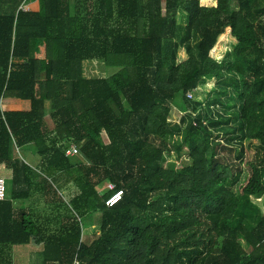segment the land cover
Here are the masks:
<instances>
[{
	"label": "trees",
	"instance_id": "16d2710c",
	"mask_svg": "<svg viewBox=\"0 0 264 264\" xmlns=\"http://www.w3.org/2000/svg\"><path fill=\"white\" fill-rule=\"evenodd\" d=\"M38 2L0 12V100L30 102L0 103V264L29 241L56 264H264V0ZM86 60L114 70L85 77ZM209 88L204 106L188 96ZM245 140H258L251 159ZM27 144L35 166L15 155ZM170 150L180 162L166 166ZM104 182L122 191L110 207ZM35 191L66 210L57 227L15 212ZM94 213L100 232L81 241Z\"/></svg>",
	"mask_w": 264,
	"mask_h": 264
},
{
	"label": "rangeland",
	"instance_id": "374dc122",
	"mask_svg": "<svg viewBox=\"0 0 264 264\" xmlns=\"http://www.w3.org/2000/svg\"><path fill=\"white\" fill-rule=\"evenodd\" d=\"M28 0H16L15 2L12 0H0V12L1 13H7V12H13L16 7L18 6V8H20L21 6L24 7V4L27 2ZM200 4H205L207 6L211 5L212 3H210V0L208 2V0H199ZM177 20L178 22H183V20L181 19L180 15L177 16ZM228 40L226 41V50L223 52L221 58H223V56H225L226 53L230 52L235 44V40L233 37H231L230 32L227 35ZM218 41V39H217ZM216 41V43H217ZM215 43V45H216ZM214 45V46H215ZM210 56L212 58H215L211 51H210ZM216 59V58H215ZM219 60V59H216ZM220 61V60H219ZM84 66H83V74L85 77H100V76H108L109 74H111L114 70L113 69H109L110 67H107L103 64L102 61L100 60H87L84 61ZM215 81L213 82L212 87L214 86ZM211 87V88H212ZM208 91L205 92L204 97L202 98V92L201 91H196L193 92L190 96V98L195 99V100H200L202 103V106H204L206 98H207V94L210 91V89ZM227 91H229V93L232 91L231 88H227ZM225 101V99H223ZM235 98L233 97L232 99H229V102L231 105H233L235 103ZM7 101H5L4 98H1L0 103L6 104ZM46 110H49V102H46L45 104ZM216 109H220L218 107H214L212 110V114H210V116L213 119H217L219 118V116L215 113ZM183 114V111L181 110V108L177 105H171L170 106V111L168 114V118L172 121V122H177L180 118V116ZM47 122L49 124V126H51V121L49 120V118L47 117ZM213 134H216V132H214ZM234 147L238 148V143H234ZM258 144V140H245L243 141V148H244V156L248 159H251L253 157L254 154V149L255 146ZM15 155L17 156L16 153V148L14 149ZM235 152H224L223 154L225 155L224 159L227 160H232L234 161V154ZM182 159H186V156L183 155ZM180 161L176 160V155H175V151L170 150L168 152L164 153V162L163 164L168 166L171 163H176L178 164ZM240 168V174L238 176V182H241L246 174V170L244 167V164H241ZM237 170V169H236ZM108 183L109 182H104L103 184H101L100 190L101 192H104L105 190H108ZM255 202L258 204V206L260 207V210L262 213H264V194H262L260 197H257L254 199ZM90 218H87L89 220H84L82 219L81 224H84V227L86 228L84 231V234L81 236V241H86V240H92L95 236H97L100 232V228H99V223H100V214L99 213H94V214H90ZM91 224V226H90ZM240 244L243 246L244 249L248 250V247L246 246V244L244 243V241H242L241 239L239 240Z\"/></svg>",
	"mask_w": 264,
	"mask_h": 264
},
{
	"label": "crops",
	"instance_id": "0c3cea01",
	"mask_svg": "<svg viewBox=\"0 0 264 264\" xmlns=\"http://www.w3.org/2000/svg\"><path fill=\"white\" fill-rule=\"evenodd\" d=\"M212 2L213 0H210V3ZM22 9L28 11H37L39 9V2L38 0H28L24 4V7ZM84 63L85 62H83V66ZM4 99L5 101H7L6 104L17 105L21 110L24 111L28 110L30 107V102L29 100L26 99H19L15 97H5ZM47 117L48 116L46 115V118ZM16 153L17 156L22 158L24 162H26L31 166H35L39 161V157L36 154H34L32 151L31 144H27L16 148ZM6 176L9 177L10 173L8 172ZM57 191L59 195L61 191L60 190ZM12 203H13V208L17 213V215H24L25 217L38 219V221L44 220L46 217L51 219L49 221L44 220L45 223H47L48 225L47 228L49 229H53L59 225L58 223L59 214L65 215V213H67L66 210L63 208V206L60 207L57 206L54 207L53 205L47 206L43 202L41 193L37 191L31 192L30 195H28V197L14 199ZM54 215H56V219L52 218ZM90 216H91L90 214H87L80 218L81 236L84 234V231L86 229L84 227V224L83 225L81 224V221L82 219L89 220L87 218H90ZM45 251L46 250L43 242L36 243L33 241H29L28 243H24V244H14L11 247L12 264H43L44 262H46L47 264H56L54 261L50 259V257L52 256L50 255V252L48 251L46 253Z\"/></svg>",
	"mask_w": 264,
	"mask_h": 264
},
{
	"label": "built area",
	"instance_id": "2783aa9c",
	"mask_svg": "<svg viewBox=\"0 0 264 264\" xmlns=\"http://www.w3.org/2000/svg\"><path fill=\"white\" fill-rule=\"evenodd\" d=\"M20 8H23L21 6ZM188 96H191V92L188 93ZM78 153V149L76 145L71 144L66 150H65V156H73ZM108 190L111 191V194L105 199V205L110 207L116 204L122 196L121 190H114V186L111 183H108ZM5 198V181L4 178L0 176V200H3Z\"/></svg>",
	"mask_w": 264,
	"mask_h": 264
},
{
	"label": "bare ground",
	"instance_id": "6f19581e",
	"mask_svg": "<svg viewBox=\"0 0 264 264\" xmlns=\"http://www.w3.org/2000/svg\"><path fill=\"white\" fill-rule=\"evenodd\" d=\"M192 94V93H191Z\"/></svg>",
	"mask_w": 264,
	"mask_h": 264
}]
</instances>
